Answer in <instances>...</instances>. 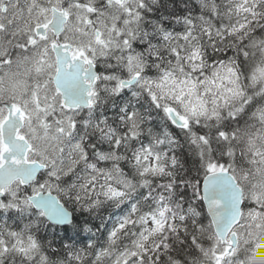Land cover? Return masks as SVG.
I'll return each instance as SVG.
<instances>
[{
	"label": "trees",
	"instance_id": "obj_1",
	"mask_svg": "<svg viewBox=\"0 0 264 264\" xmlns=\"http://www.w3.org/2000/svg\"><path fill=\"white\" fill-rule=\"evenodd\" d=\"M146 12H141L133 27L143 32L135 40L136 49L145 58H153L147 74L149 86L112 92L105 115L88 117L89 124L66 135L64 151L72 154L80 136L86 150L77 169L59 179L63 189L59 196L73 212L72 223L52 224L30 203L0 207V240L10 239L16 232L32 236L45 254L43 264H104L124 248L125 239L131 240L129 231L139 227L137 217L147 213L154 216L156 224L145 238L134 240L143 249L135 255V264L211 262V250L218 243L223 245L201 194L202 180L209 171L205 147L216 162L232 170L236 154L229 134L252 123L264 102V85L253 81V73L264 59V0H159L158 8L148 10V20ZM227 62L238 70L244 96L234 111L225 112L220 120H193L188 126L177 127L152 97L180 102L187 90L183 77L175 72L178 65L188 78L200 82L211 76L213 67ZM134 108L141 113L138 134L128 144L118 145L123 157L106 158V153L115 149L117 136L127 131ZM192 132L203 138L205 146L194 140ZM150 145L159 148L160 158L156 168L143 171L136 164ZM110 169H122L132 177L134 186L122 187L107 179ZM21 189L24 196L31 193L29 186ZM245 205L248 208L254 203ZM117 218L124 222L108 245ZM159 221L170 225L166 238L156 230ZM158 237L160 242L155 243ZM8 258L4 264L15 258L38 264L15 253Z\"/></svg>",
	"mask_w": 264,
	"mask_h": 264
},
{
	"label": "rangeland",
	"instance_id": "obj_2",
	"mask_svg": "<svg viewBox=\"0 0 264 264\" xmlns=\"http://www.w3.org/2000/svg\"><path fill=\"white\" fill-rule=\"evenodd\" d=\"M135 22V19L128 17L124 21L123 27L116 30L119 35L128 30L125 31L126 37L121 38L122 40L113 37L111 42L104 45L100 44L99 38L93 37L89 40L95 51L106 52L115 48L128 50L127 54L132 63L129 67L131 74L135 71L140 72L146 64L139 54L133 55L129 50L130 36ZM97 24L100 28L106 30L107 35L113 32L103 22ZM87 41V39L81 40V45ZM123 42L128 45L123 44ZM261 48L264 52V42H261ZM2 52L3 49L0 48V54ZM32 62L30 56H21L13 69H7L0 73V98L7 100L12 98L16 103L23 106L26 124L22 132L33 142V149L30 151L29 156L30 158H39L49 164V168L41 180L34 181L29 185L30 191L50 190L60 193L63 189L60 186L59 179L77 169L79 159L86 156L83 145L84 139H77L74 144L77 149L73 148L72 154L64 151L66 150L64 143L66 135L76 128L74 124L80 112L63 105L59 90L48 79L51 71L41 66L36 67L31 64ZM175 72L183 77L186 83L185 89L187 92L181 95L183 97L180 98V102L174 104L166 99L159 101L153 94L152 97L157 104L163 106L166 114L169 109H175L186 120V126L193 120L202 122L220 120L225 112L234 111L244 96L239 72L229 62L220 63L213 67L211 76H205L200 82H198L199 79L188 78L179 65L176 67ZM119 79L122 78H117L116 87L121 86ZM253 81L264 85V59L253 73ZM161 83L156 82V85ZM144 85L149 86L147 76L143 77L137 84L139 87ZM4 112L5 108H0V124L5 118ZM254 115L256 118L247 127L229 134V141L234 155L236 154L235 167L230 171L234 173L243 186L248 203H254L255 205L245 208L242 224L238 227L241 240L238 249L229 255L227 248L230 246L231 241L222 242L223 245L218 243L211 250V262L214 263L221 261V264H264V102L258 107ZM87 116L89 115H84L81 120L84 126L89 124L88 119H86ZM140 124V110L134 108L129 115L127 131L117 136L116 147L110 153H107L108 155L106 154V158L119 159L121 156L123 157L118 151V145L120 143L128 144L133 136L138 134ZM191 135L195 141L205 146V141L198 134L192 132ZM2 148L3 143L0 133V153ZM205 151L206 167L210 171L223 167L213 159L208 146L205 147ZM74 152H77L78 157L73 155ZM159 158V148L150 145L136 165H138V169L143 171L153 170L156 168ZM107 176V179L113 180L122 187L132 188L135 184L132 177L127 176L122 169L109 170ZM21 186L20 182L12 185L6 193V198L0 199V207H5L7 204L28 203V196L22 194ZM148 217L149 219H147ZM148 217L142 214L137 217L139 227L136 229L135 226L133 230L129 231L131 240L125 239L123 241L125 243L124 248L108 257L104 264L136 263L134 257L139 255L143 249L141 250L140 244L138 245V242L134 240H137L139 236L145 238L148 230L156 224L151 215H148ZM123 222L122 218L116 219L108 245L114 242L113 235L117 227ZM157 223L156 230H159L160 234L163 233L162 235L166 238L168 231L170 232L171 229L170 225L166 221ZM158 242H160V237L156 239L155 243ZM106 248L100 252L102 253ZM145 248H149V246H145ZM11 253L31 257L38 264L45 262V254L36 244L34 238L23 232L12 233L10 239L3 238L0 240V264H4L6 260H9L7 256ZM11 264H25V262L20 258H15Z\"/></svg>",
	"mask_w": 264,
	"mask_h": 264
},
{
	"label": "flooded vegetation",
	"instance_id": "obj_3",
	"mask_svg": "<svg viewBox=\"0 0 264 264\" xmlns=\"http://www.w3.org/2000/svg\"><path fill=\"white\" fill-rule=\"evenodd\" d=\"M158 5L159 0H0V48L3 49L0 54V73L13 69L21 56H30L33 61L31 64L51 71L48 79L57 87L55 75L59 56L66 69L72 65H82L86 83L91 82L87 72L90 65L94 64L97 79L87 92L90 95L89 104L74 107L63 104L80 112L74 125L76 128L84 127L81 121L84 115H105L109 109L112 92L118 93L126 89L122 80L138 76L139 83L149 74V66L153 60L152 56L145 58L140 49H136L135 40L143 32L136 30L135 26L130 36L129 50L133 55L139 54L143 62H146L145 68L140 72L130 73L129 67L132 63L127 54L128 50L115 48L106 52L95 51L90 38H99L100 44L104 45L111 42L113 37H126L124 31L121 35L116 31L123 27L124 21L129 17L139 22L140 14L144 11H147L145 18L148 20V10L152 7L158 8ZM98 22H103L113 32L107 35ZM85 39L88 41L81 45V40ZM117 78H122L119 79L120 87L115 86ZM59 92L62 98V93L60 90ZM6 102L16 103L12 98H0V108H5L4 116H7L8 112ZM20 106L24 112L23 106ZM81 138L82 136L77 139ZM236 250L234 249L233 253Z\"/></svg>",
	"mask_w": 264,
	"mask_h": 264
},
{
	"label": "water",
	"instance_id": "obj_4",
	"mask_svg": "<svg viewBox=\"0 0 264 264\" xmlns=\"http://www.w3.org/2000/svg\"><path fill=\"white\" fill-rule=\"evenodd\" d=\"M91 82H85L82 65H72L66 69L61 57H58V70L55 83L61 90L64 104L69 107L87 106L90 95L87 94L91 85L97 79L94 64L87 72ZM138 76L125 79V86L135 84ZM7 116L0 124L1 151L0 163V198L4 196L6 188L20 180L23 185L35 181L39 174L47 168V164L39 159H29L28 153L32 143L20 131L25 124L22 108L13 102H6ZM168 115L177 127H182L186 121L175 109H169ZM202 199L211 218L216 236L223 242L231 241L228 252L239 245V233L235 229L242 221L245 204V192L242 185L232 171L226 168L208 171L202 180ZM30 203L41 211L49 222L57 225H68L73 221L72 210L53 191L40 190L28 197ZM201 264H211L203 262Z\"/></svg>",
	"mask_w": 264,
	"mask_h": 264
},
{
	"label": "bare ground",
	"instance_id": "obj_5",
	"mask_svg": "<svg viewBox=\"0 0 264 264\" xmlns=\"http://www.w3.org/2000/svg\"><path fill=\"white\" fill-rule=\"evenodd\" d=\"M205 5H206V4H204V6H205ZM200 17H202L201 14H200ZM120 22H121V21H120ZM125 31H126V30H125ZM125 31H124V32H125ZM127 31H128V30H127ZM127 31H126V32H127ZM120 51H121V50H120ZM118 52H119V51H118ZM121 54H122V53H121ZM121 57H122V56H121ZM123 58H124V57H123ZM124 61H125V60H124ZM219 122H220V121H219ZM209 123H210V122H209ZM202 124H205V123H202ZM94 134H95V133H94ZM96 137H97V139H98V136H96ZM95 139H96V138H95ZM95 143H96V142H95ZM104 143H105V142H104ZM98 144H101V142H100V143L98 142ZM96 145H97V144H96ZM94 146H95V145H94ZM100 147H101V145H100ZM106 147H107V146H106ZM109 147H110V146H109ZM109 147H107V148H109ZM110 148H111V147H110ZM102 149H103V148H102ZM106 150H107V149H106ZM111 150H112V149H111ZM108 151H109V150H108ZM106 152H107V151H106ZM106 152H105V153H106ZM101 153H102V152H101ZM105 153H104V154H105ZM104 154H103V155H104ZM106 154H107V153H106ZM112 154H113V153H112ZM107 155H108V154H107ZM110 155H111V154H110ZM99 156H100V155H99ZM94 157H95L96 159H98L97 156H94ZM101 158H103V157H101ZM108 158H109V157H108ZM77 161H78V160H77ZM77 165H78V163H77ZM81 168H82V167H81ZM110 170H111V169H110ZM71 171H72V170H71ZM67 174H68V173H67ZM160 196H161V194H160ZM3 237H4V236H3ZM130 243H131V242H130ZM126 244H127V243H126ZM41 251H42V250H41ZM94 262H95V261H94Z\"/></svg>",
	"mask_w": 264,
	"mask_h": 264
}]
</instances>
